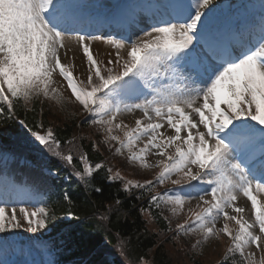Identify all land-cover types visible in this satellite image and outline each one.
<instances>
[{
	"label": "snow or ice",
	"instance_id": "6c2138e0",
	"mask_svg": "<svg viewBox=\"0 0 264 264\" xmlns=\"http://www.w3.org/2000/svg\"><path fill=\"white\" fill-rule=\"evenodd\" d=\"M224 6L214 0H158L142 9L145 21L124 18L105 38L103 26L87 19L74 0H0V118L15 121L20 107L28 111L35 102L62 101L58 74L70 89V102L87 114L104 145L117 155L127 153L142 169H158L143 183L107 169L125 193L148 195L141 213L154 215V209L163 215V206L178 218L189 205L175 228L164 217L172 239L198 235L195 248L223 234L229 240L226 256L238 257L236 264H264V15L258 32L245 34L239 25H220L217 10ZM71 39L87 60L79 81L62 62ZM88 41H104L114 54L98 61ZM126 114L134 115V127L121 119ZM18 123L42 151L74 166L51 127ZM80 162L83 173L75 175L81 178L103 167L89 164L86 155ZM12 193L9 178L0 173V233L45 229L46 207H20L18 218L13 206L8 215ZM241 195L251 202L247 218L246 206L236 203Z\"/></svg>",
	"mask_w": 264,
	"mask_h": 264
},
{
	"label": "trees",
	"instance_id": "16d2710c",
	"mask_svg": "<svg viewBox=\"0 0 264 264\" xmlns=\"http://www.w3.org/2000/svg\"><path fill=\"white\" fill-rule=\"evenodd\" d=\"M33 107L34 111L31 110ZM28 108V111H25L23 107L18 108V116L24 119L29 127H32L34 122L40 121L50 126L61 142L60 151L63 154L70 152L67 147L74 151L80 150L83 146L88 150L92 160H98L99 151L95 152L91 149L96 141L95 135L90 133L84 135L88 132L85 122L80 126L81 130L79 129L80 117L78 119L77 116L79 112L66 114L58 110L53 101L35 102ZM3 129L7 131L0 134V140L14 141L12 134L17 131L15 121L4 123L1 118L0 130ZM93 131L95 134L99 132L97 129ZM88 135L89 138H87ZM71 146L74 147L71 148ZM75 169L77 170L76 167ZM115 169L124 171L125 168L119 163ZM71 172L72 174L68 175L70 182L64 185L63 190L57 191L58 195H54V198L45 204L49 212V220L45 229L41 230L42 235L47 233L59 237L62 228L67 223L64 216L72 214L75 220L61 236L62 245L65 249L76 247L82 256L94 264H109V257L103 250L116 244L123 249L125 260L132 261L131 264L136 263V260L141 257L155 258L157 264H179L180 261L184 264H203L200 258L191 255L190 259L185 253H178V239H172L173 233L168 231L167 221L157 210H152L154 215H149L148 212L141 213L140 209L148 204L147 194L139 199L136 198L139 193H132L134 194L132 196L127 195L120 188L119 182H107V172L103 169L91 176L86 185L81 183L80 178L74 176L73 168ZM97 188L101 191L97 192ZM162 210L165 211L166 208L162 206ZM163 214L165 215L164 212ZM102 217L106 218L102 219ZM152 221H155L156 226ZM18 233L19 231L16 230L15 234ZM174 242L176 250L172 245ZM166 246L170 248L167 249ZM170 249L175 254L173 257H177L179 262L171 258Z\"/></svg>",
	"mask_w": 264,
	"mask_h": 264
},
{
	"label": "rangeland",
	"instance_id": "374dc122",
	"mask_svg": "<svg viewBox=\"0 0 264 264\" xmlns=\"http://www.w3.org/2000/svg\"><path fill=\"white\" fill-rule=\"evenodd\" d=\"M218 0H214V2H216ZM233 1V0H232ZM233 4V3H231ZM91 48L94 52V56L98 61H103L106 62L109 58H110V54H114V50L111 49V47L106 44L104 41H91ZM69 45L71 47V49H68L67 47L65 49L62 50V59L63 61L66 62V64L71 67L73 69V72H75V76H78L80 79H83L86 76V62L84 60L83 57V51H80L79 49L77 50V48L79 47V43L75 40V39H71L69 40ZM76 49V50H75ZM70 53V55H69ZM66 54L68 56H66ZM70 59V60H69ZM55 79L57 81L56 86H62L64 87V85L59 82L60 80H58L57 74H54ZM140 114L137 113L135 114V118H139ZM121 119H123L124 123L129 125V127L134 126L135 124V120H134V115L133 114H126L124 117H122ZM154 159V158H151ZM153 170V169H151ZM237 205H244L246 206V218L248 216L251 215V202L247 200L246 197H244L243 195H241L239 197V199L237 200ZM189 207V206H188ZM187 207V208H188ZM231 211V210H229ZM11 211H8V215H10ZM234 214V213H232ZM222 226V220L220 222H218L217 227H221ZM167 249H169L170 247L166 246ZM222 245L219 242V239H210L207 243H206V247L202 250V253L206 254L207 252H213V253H217L220 252L222 250ZM171 251V249H170ZM171 258L174 261L179 262V260L177 259V257H173V252H170ZM203 264H206L207 261L204 260L202 261ZM2 264V263H1ZM179 264H184L182 261L179 262Z\"/></svg>",
	"mask_w": 264,
	"mask_h": 264
}]
</instances>
